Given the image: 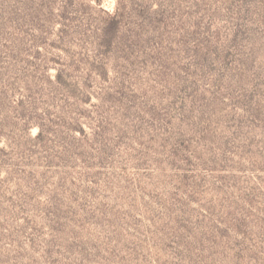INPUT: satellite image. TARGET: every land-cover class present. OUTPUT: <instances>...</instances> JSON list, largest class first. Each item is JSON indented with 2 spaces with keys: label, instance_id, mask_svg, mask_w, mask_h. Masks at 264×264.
Wrapping results in <instances>:
<instances>
[{
  "label": "rangeland",
  "instance_id": "obj_1",
  "mask_svg": "<svg viewBox=\"0 0 264 264\" xmlns=\"http://www.w3.org/2000/svg\"><path fill=\"white\" fill-rule=\"evenodd\" d=\"M0 264H264V0H0Z\"/></svg>",
  "mask_w": 264,
  "mask_h": 264
}]
</instances>
